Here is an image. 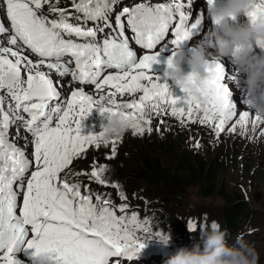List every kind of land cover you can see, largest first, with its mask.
Wrapping results in <instances>:
<instances>
[{"label":"snow or ice","instance_id":"snow-or-ice-1","mask_svg":"<svg viewBox=\"0 0 264 264\" xmlns=\"http://www.w3.org/2000/svg\"><path fill=\"white\" fill-rule=\"evenodd\" d=\"M59 2L0 0V14L8 22L0 21V38L6 37V44L0 39V264H20L15 253L21 245L34 249L32 255L49 253L55 264H110V258L132 260L145 248L137 232L150 239L147 222L135 213L126 215L125 204L114 206L110 197L87 188L82 192L81 183L70 180L83 174L70 166L86 146L111 145L112 156L106 157L111 159L121 142L81 134L82 121L94 109L131 120L133 135L140 136L153 131L154 116L166 114L182 123L208 125L217 137L236 133L238 127L244 134L250 123L251 113L238 112L230 103L226 80H234V74L220 62L204 82V106L187 89H182L185 97H176L159 77L153 78L151 68L160 54L170 48L174 55L201 24L200 17L190 22L185 0H141L123 7L114 21L116 0H71L75 15L57 7ZM45 6L56 18L45 14ZM261 11L264 0L248 15L255 19ZM70 16L77 23L69 22ZM133 44L147 51L138 55ZM53 74L61 79L54 80ZM68 76L100 94H87L81 87L63 98L62 78ZM260 123L264 118L254 115L253 131ZM106 170L93 167L86 175L117 188L126 200L118 184L102 178ZM188 228L202 230L195 223Z\"/></svg>","mask_w":264,"mask_h":264},{"label":"rangeland","instance_id":"rangeland-1","mask_svg":"<svg viewBox=\"0 0 264 264\" xmlns=\"http://www.w3.org/2000/svg\"><path fill=\"white\" fill-rule=\"evenodd\" d=\"M141 2V0H116L114 3L113 10V21L114 15L121 11L123 7H131L135 3ZM151 2H167V0H151ZM55 3V0H53ZM216 6L220 7L223 5L224 0H215ZM186 7L184 11L186 14H189L192 19L190 22H194L195 17L201 18V24L196 30L193 31V35L187 40L181 48L190 55L191 48L200 42L204 35L214 28L213 20L208 16L206 9V0H185ZM59 8L67 9L69 12H72L75 15L74 10L71 8V0H60L59 4L56 5ZM44 12L46 15H49L50 19L56 18V14H49L47 12V6H45ZM246 17H240L234 24H238L245 20ZM0 21L8 24L6 18L0 14ZM69 22L77 23V21L70 16ZM88 26H94L93 22H89ZM130 34V33H129ZM170 36L168 39H171ZM6 44V37H2ZM73 39H76L73 37ZM134 50L137 51L138 55L144 54L147 50H141L138 46L133 44ZM259 51V49H257ZM27 54V53H26ZM172 56V50L169 48L162 52L159 56V62L154 63L151 68V73L153 78L159 77L160 83H166L173 95L176 97H185L186 93L182 91L175 83L170 80L166 75L167 70V61L168 58ZM35 59V57H31ZM225 67V70L228 74L232 75V70L236 69L232 64L231 57H223L219 61ZM185 72L190 71L188 64L185 62L183 65ZM232 69V70H231ZM244 74V75H243ZM241 76L234 74V80H226L228 88L230 89V103L235 105L237 111H245V105L243 99L245 98L246 93L241 92V90H246L245 80L246 74L243 73ZM244 76V77H242ZM54 80H59L53 74ZM245 78V79H244ZM64 83L60 87L62 97L65 99L70 98L71 91L83 87L87 94L98 96L100 93L97 92L94 86L91 85H80L77 82H73L71 77L62 78ZM64 84L68 85L69 88L63 90ZM239 89V91H234V89ZM232 89V90H231ZM108 89H105L107 91ZM234 91V92H233ZM137 96L139 93L136 94ZM134 97L125 96L122 99L130 101ZM118 99H121L118 97ZM251 109H248V112L251 113ZM254 117V114L250 115V123L247 127V130L244 134H241L239 127L237 128L236 133L225 132L220 134L217 137L214 134L213 129L208 125H202L200 123H182L177 117H172L170 114L163 115V117H153L151 127L154 132L157 133V129L160 131L163 129L168 130L169 128H178L186 131L187 135L190 136L189 140L194 144L195 150L200 153L201 156L209 157L212 155V152L215 150H226L227 154L233 159L231 161V166L228 168L226 174L222 175L225 184L233 192L241 195L242 199L247 203L249 214L252 216L250 220V225L242 227L232 238L228 239V243L232 244L235 242L237 236L242 235L247 243L252 245L256 251L259 253V264H264V227L258 231V228L264 225V123L257 125L253 131L251 126V119ZM161 119L163 123H161ZM234 120L237 118H233ZM107 114H101L98 110L94 109L90 115H88L82 121L81 134H98L101 131L102 124L106 123ZM232 121L229 122L231 124ZM165 132V131H162ZM25 135V133H21ZM151 134V133H150ZM149 133L144 135H133L132 130L130 129L124 136L117 138L121 142L116 145V149L119 151L124 146L126 141L131 140L133 136L138 137V142L143 147H147L149 142L153 143L154 141H159L158 137H149ZM111 141V140H109ZM22 143V141H18ZM199 144V147L196 145ZM157 145V144H156ZM147 149L150 152H154L161 155L163 159H168L164 154H167L165 148L162 147V150L158 146H149ZM119 151H116L114 158L108 159L106 157L112 156V147L101 145L100 147L96 146H86V151L81 155L80 158H76L73 161V164L70 166L73 173H83L80 175L72 176L70 180L79 181L81 183L82 192L85 189H90L93 194L100 193L105 195L106 198L110 197L114 206H119L125 204L126 202L134 201L136 204L144 203L148 199L153 200L156 206H163L164 209L168 210L169 216H163L162 220L173 223V231H176L178 234L182 232L181 237H177L174 241L169 243V246L162 248L158 243L155 233H161L162 231L156 226L154 222L144 213L141 214L135 213V211H127L126 215H131L135 213L142 222H147L152 229V236L150 239H145L146 235L142 231H138L137 235L140 238V242H145V248L132 260H128L124 257L119 258H110V264H116V261H119V264H164V260L173 255L180 247L192 248L194 245L191 244L193 239L194 231H188V224L195 223L194 217L197 214L204 215L209 220H215L216 215L219 212L220 207L222 206L223 201L215 196L203 197L200 192L194 188L189 187L187 190H182L181 193H178V196L171 198L170 191L166 190L164 186H152L147 183H142V185L130 186L126 182V178L122 175L120 169V164L117 163L116 156ZM131 157V161H133ZM130 159V158H129ZM101 166H106L107 170L103 173V179L108 181L109 184H118L120 190H122L125 196H129L131 199L122 200L118 195V189L111 186H102L93 179L89 177L90 172L93 170V167L99 168ZM75 177H80V180H77ZM173 196V195H172ZM146 198V199H145ZM164 200V201H163ZM117 215H120L117 211ZM215 218V219H214ZM243 226V225H241ZM255 226V227H254ZM253 227V228H252ZM165 229V227H162ZM202 233H199V236ZM163 235H167L165 232ZM201 250H203L204 243L198 242ZM21 249H24L25 246L21 245ZM160 249H164L165 255L160 254ZM17 260H22L19 257H15ZM30 264V263H25Z\"/></svg>","mask_w":264,"mask_h":264},{"label":"clouds","instance_id":"clouds-1","mask_svg":"<svg viewBox=\"0 0 264 264\" xmlns=\"http://www.w3.org/2000/svg\"><path fill=\"white\" fill-rule=\"evenodd\" d=\"M259 4L260 0H224L223 5L217 7L215 0L212 3L206 0L207 14L214 28L191 48L190 55L181 47L175 49L166 70L167 77L180 89H187L194 102L206 105L203 85L212 74L210 69H214L221 58L230 56L236 70L246 74L245 111L251 109L252 114L264 118V11L255 19L248 15ZM240 17L246 19L234 24ZM185 62L190 68L188 72L183 67ZM131 123L119 113L107 115L98 135L103 140L120 138L131 129ZM212 224L201 234L203 250L199 244L192 248L180 247L164 264H259V253L242 235L229 244L227 230L221 229L216 222ZM157 240L166 248L171 234ZM31 259L32 264H55L47 252L32 255Z\"/></svg>","mask_w":264,"mask_h":264},{"label":"trees","instance_id":"trees-1","mask_svg":"<svg viewBox=\"0 0 264 264\" xmlns=\"http://www.w3.org/2000/svg\"><path fill=\"white\" fill-rule=\"evenodd\" d=\"M151 136L158 137L159 141L149 142L147 147L158 146L160 150L164 147L167 152L164 156L168 159H163L160 153L150 152L147 147H143L136 136L126 141L120 151L116 150L119 151L116 155L117 163L120 164L122 175L130 186H139L142 183L164 186L170 191L171 198L178 196L182 190L194 187L203 197L220 198L223 203L214 219L221 229L227 230V238L233 237L242 227L250 225L252 216L249 214L247 203L241 195L229 189L222 178L233 160L226 150H215L209 157L201 156L195 150L186 131L175 127L159 130L157 133L152 131L149 137ZM156 211L159 213L161 209ZM164 211L167 214V210L164 209ZM153 219L163 225L159 217H153ZM194 220L195 224L202 226V229L213 222L200 214H197ZM263 227L264 225L258 228V231L260 232ZM167 228H173V225L167 224ZM171 235H175L172 230Z\"/></svg>","mask_w":264,"mask_h":264},{"label":"bare ground","instance_id":"bare-ground-1","mask_svg":"<svg viewBox=\"0 0 264 264\" xmlns=\"http://www.w3.org/2000/svg\"><path fill=\"white\" fill-rule=\"evenodd\" d=\"M232 70V69H231ZM232 73L233 74H238V75H242L243 74V72H239V71H237L236 69H234V70H232ZM244 75V74H243ZM242 77H244V76H242ZM245 79V78H244ZM67 88H69L68 87V85H66V84H64V86H63V90H66ZM230 90V89H229ZM232 90V89H231ZM234 91H239V89H234ZM233 91V92H234ZM241 92H245L246 93V90H241ZM244 100V99H243ZM35 250L34 249H27L26 247L24 248V249H21L20 248V250L19 251H17L16 253H15V257H19L20 259H22V260H18V261H20V264H25L26 262L27 263H30V264H32V253L34 252Z\"/></svg>","mask_w":264,"mask_h":264}]
</instances>
